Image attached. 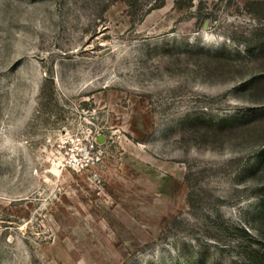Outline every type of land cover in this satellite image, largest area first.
Listing matches in <instances>:
<instances>
[{
  "label": "rangeland",
  "instance_id": "1",
  "mask_svg": "<svg viewBox=\"0 0 264 264\" xmlns=\"http://www.w3.org/2000/svg\"><path fill=\"white\" fill-rule=\"evenodd\" d=\"M0 264H264V0H0Z\"/></svg>",
  "mask_w": 264,
  "mask_h": 264
},
{
  "label": "trees",
  "instance_id": "2",
  "mask_svg": "<svg viewBox=\"0 0 264 264\" xmlns=\"http://www.w3.org/2000/svg\"><path fill=\"white\" fill-rule=\"evenodd\" d=\"M130 5V4H129ZM130 6H132V5H130Z\"/></svg>",
  "mask_w": 264,
  "mask_h": 264
}]
</instances>
